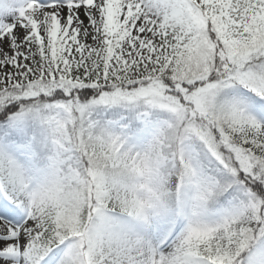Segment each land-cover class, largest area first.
<instances>
[{
    "label": "snow or ice",
    "instance_id": "obj_1",
    "mask_svg": "<svg viewBox=\"0 0 264 264\" xmlns=\"http://www.w3.org/2000/svg\"><path fill=\"white\" fill-rule=\"evenodd\" d=\"M0 264H264V0H0Z\"/></svg>",
    "mask_w": 264,
    "mask_h": 264
}]
</instances>
